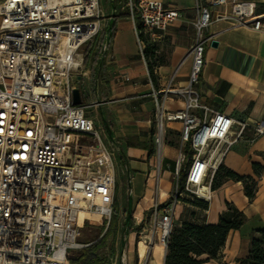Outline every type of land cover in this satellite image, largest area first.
<instances>
[{
    "label": "built area",
    "instance_id": "2783aa9c",
    "mask_svg": "<svg viewBox=\"0 0 264 264\" xmlns=\"http://www.w3.org/2000/svg\"><path fill=\"white\" fill-rule=\"evenodd\" d=\"M113 1L108 0L111 6ZM226 3L212 0L210 6ZM195 5V35L188 49L192 63L185 85H176L172 74L150 93L158 156L167 121L181 123V144H189L192 151L182 184L178 170L186 157L182 148L178 151L171 196L163 205L153 200L151 235L139 236V243L157 244L163 257L177 205L194 198L210 200L208 173L216 171L246 127L202 102L195 89L204 48L212 41L204 33L212 23L211 8L199 0ZM111 6L104 14L99 0H0V264H68L70 253L84 246L79 235L85 223L106 227L110 221L113 151L85 113L98 102L73 104L72 90L77 88L81 96L89 72L84 57L95 37L99 65L109 49ZM121 9L127 10L134 25L142 57L143 34L148 43L156 42L184 16L158 0H125ZM231 15L234 24L249 18L254 30L263 29L261 18L252 16V3L234 0ZM174 99H181L183 106L169 110L167 103ZM262 134L264 123L254 128L255 136ZM126 237L122 234L123 240ZM123 254L124 250L120 264Z\"/></svg>",
    "mask_w": 264,
    "mask_h": 264
},
{
    "label": "crops",
    "instance_id": "0c3cea01",
    "mask_svg": "<svg viewBox=\"0 0 264 264\" xmlns=\"http://www.w3.org/2000/svg\"><path fill=\"white\" fill-rule=\"evenodd\" d=\"M124 1L119 0L117 5L114 0L113 6L109 4L107 13L110 6L114 9L109 49L100 65H96L98 72L93 84L89 80V63L95 59V51L90 53L87 65L84 64L89 67L88 78L81 91L83 102L85 99L88 103L98 102L93 108L103 117L101 138L113 151L112 210L116 207L117 221L114 239L110 235L113 242L108 244L110 238L107 239L104 248L110 264L115 258L120 220L124 221L123 234L126 235L142 221L140 236L150 224L153 200L158 199L163 205L171 196L178 151L185 148L180 140L181 123L166 122V141L164 139L158 156L153 141L154 105L150 93L152 89H160L172 74L176 85H185L192 63L188 49L195 35L193 21L197 16L196 0H158L166 7L180 10L184 16L175 20L156 42L148 43L147 35H142L146 46H157L168 55L167 62L155 65L151 74L145 56L137 51L134 25L127 10L121 9ZM199 1L210 6L212 0ZM233 1L210 6L212 23L204 33L211 35L217 44L210 43L204 48V61L195 89L200 100L212 109L230 115L236 122L246 123L243 136L229 147L221 164L238 175L249 177L247 180L255 184L251 198L245 195L241 180L227 179L220 189L210 191L208 208L202 210L206 222H216L226 202L233 203L246 219L238 229L228 232L218 256L201 264H237L246 255L251 238L264 227V134L254 135V128L264 123V0H235L253 4L252 16H259L262 22L263 29L259 31L252 28L253 20L249 18L246 23L234 24ZM222 14H227L228 18L219 19ZM182 106L181 99L167 103L169 110ZM237 128L234 125L233 129ZM254 163L260 167L254 169ZM101 227L100 237L107 226ZM123 250L125 264H130L127 244L121 248L120 257ZM163 260L164 257L158 264H163ZM151 262L155 260L150 259L148 264Z\"/></svg>",
    "mask_w": 264,
    "mask_h": 264
},
{
    "label": "trees",
    "instance_id": "16d2710c",
    "mask_svg": "<svg viewBox=\"0 0 264 264\" xmlns=\"http://www.w3.org/2000/svg\"><path fill=\"white\" fill-rule=\"evenodd\" d=\"M111 37L113 36V25H110ZM150 44H147L144 50V56L150 73H153L154 65L151 63L152 54ZM90 51L87 49V55L84 57V64L87 65ZM184 153L186 160L182 163L178 170V176H183L186 169V163L190 164L191 149L189 144L185 145ZM254 169L260 165L254 163ZM188 168V167H187ZM249 177L241 176L232 170L226 168L221 163L215 171L214 178L210 183V189L219 187L222 182L227 179L245 181ZM249 186L245 182L243 185L244 193L248 198L253 196L254 184ZM191 207L199 210H206L208 202L199 198L187 200ZM245 215L241 210L237 209L233 204L226 202V209L221 211L218 219L214 223L206 222L204 216L200 215L193 209L188 211L187 216L178 222L172 223L170 233L167 238L166 250L163 264H201L209 258H216L221 247L226 241L228 232L238 229L245 221ZM111 220V218H110ZM143 226L141 221L133 228V232L138 234ZM103 230V227H102ZM111 230V221H109L103 235L94 243L90 244L86 249L80 252V255L69 258L72 264H110L108 254L102 253L105 248L106 241L112 235L114 239L116 224L114 231ZM112 239V242H113ZM204 256V257H203ZM128 261L130 264H138V252L135 244L132 243L128 250ZM237 264H264V227L257 230L249 244L248 251L245 256L241 257Z\"/></svg>",
    "mask_w": 264,
    "mask_h": 264
},
{
    "label": "rangeland",
    "instance_id": "374dc122",
    "mask_svg": "<svg viewBox=\"0 0 264 264\" xmlns=\"http://www.w3.org/2000/svg\"><path fill=\"white\" fill-rule=\"evenodd\" d=\"M101 7L103 9L104 14H107L108 12V7H109V2L107 0H99ZM119 0H115V4L118 5ZM106 25H108V23H106ZM98 36L95 37V41L91 43L89 51L90 52H94V49L98 43ZM108 52V51H107ZM106 52V54H107ZM97 53V51H96ZM150 53L152 54V56L150 57L151 63L155 66L158 64H164L167 62V52H165L163 49H159V47L157 46H151V50ZM105 54V55H106ZM104 55V56H105ZM90 64V75H89V80L90 82H92V84L94 83V77L96 75V72H98V70H96V65L99 64L96 61V55H95V59H92V61L89 63ZM88 101L85 99L83 104H87ZM85 113L87 116H90L94 119L95 121V126L96 129L98 131V133L100 135H102V123H103V117L100 114V111L98 109H94L93 107H87L85 108ZM166 134L167 131H165V141H166ZM189 163H186V169L184 171V175L183 176H179V183H185V179H186V175H187V167H188ZM215 175V171H209L208 173V179H212L214 178ZM247 183V185L251 186L252 182L245 180L244 183ZM176 183V178L175 180L173 179L172 181V187L173 185ZM243 183V185H244ZM223 184H221L219 187L212 189V191H217L218 189H220L222 187ZM254 188V187H253ZM170 194V192H169ZM184 203H180L178 206V211L176 212V215L173 218V224L175 222H178L180 219H182L183 217L187 216L188 211L193 209L195 210L199 216L203 215V212L197 208L191 207V205L189 204V202L187 200L183 201ZM230 203V202H228ZM233 204V203H230ZM209 205V203H208ZM234 205V204H233ZM235 206V205H234ZM236 207V206H235ZM208 208V207H207ZM116 207H114V209L112 210V214H111V230L110 231H114V226L116 224L117 221V215H116V211H115ZM226 209V208H225ZM224 209V210H225ZM124 221L121 219L120 220V228H119V232H118V240H117V244H116V250H115V258H113V264H120V252H121V248L123 246H125V244L128 245V247L130 246V244L134 243L137 252H139V256H138V262L139 264H148L149 260H155V262H151L150 264H158V261L160 263H162V258H163V252L160 250L159 246L157 244L154 245H144L143 243H139L140 237L139 234H135L133 231L130 230V232H128V235L126 237L125 240L122 239V234L124 231ZM101 225L97 224L96 222L93 221H87L85 223V225L83 226V228H81L80 230V235H79V242L81 244H83L84 246L81 247L80 249L74 250L70 253V258L74 257V256H79L80 252L83 251L84 249H86L90 244L94 243L95 241H97L100 238V230H101ZM151 235V230L149 225L146 227V232H144V234H142L141 236H146L149 237ZM110 238V237H109ZM108 238V239H109ZM112 244V238H110L108 240V244ZM102 253H108L107 250L102 249L101 250ZM124 254L122 257V261L121 264H124ZM68 264H72L70 259H68Z\"/></svg>",
    "mask_w": 264,
    "mask_h": 264
},
{
    "label": "water",
    "instance_id": "95a60500",
    "mask_svg": "<svg viewBox=\"0 0 264 264\" xmlns=\"http://www.w3.org/2000/svg\"><path fill=\"white\" fill-rule=\"evenodd\" d=\"M217 42L216 41H211V45L212 46H216ZM72 102L73 104H81L82 103V99L80 96V92L77 88L72 90Z\"/></svg>",
    "mask_w": 264,
    "mask_h": 264
},
{
    "label": "bare ground",
    "instance_id": "6f19581e",
    "mask_svg": "<svg viewBox=\"0 0 264 264\" xmlns=\"http://www.w3.org/2000/svg\"><path fill=\"white\" fill-rule=\"evenodd\" d=\"M65 1H69V0H65ZM81 217H82V213L80 214L79 223H81ZM162 252H163V251H162Z\"/></svg>",
    "mask_w": 264,
    "mask_h": 264
}]
</instances>
